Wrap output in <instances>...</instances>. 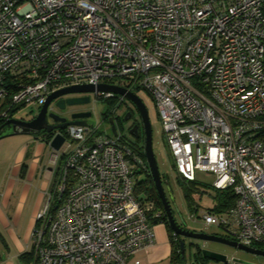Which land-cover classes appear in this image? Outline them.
<instances>
[{"label": "built area", "instance_id": "built-area-1", "mask_svg": "<svg viewBox=\"0 0 264 264\" xmlns=\"http://www.w3.org/2000/svg\"><path fill=\"white\" fill-rule=\"evenodd\" d=\"M100 83L150 94L178 175L204 172L233 191L203 222L264 249V0H0V130L17 105ZM92 94L116 102L110 126L126 98ZM100 126L86 119L48 140L53 189L36 214L33 264H141L136 253L154 244V205L132 179L148 165Z\"/></svg>", "mask_w": 264, "mask_h": 264}, {"label": "rangeland", "instance_id": "rangeland-1", "mask_svg": "<svg viewBox=\"0 0 264 264\" xmlns=\"http://www.w3.org/2000/svg\"><path fill=\"white\" fill-rule=\"evenodd\" d=\"M85 94H72V96H82ZM90 95V102L81 105H71L67 106L65 109H60L56 106L54 102H51L48 106V112H57L62 116L69 117L71 112L76 111L78 109H88L91 112V116L87 118L88 123L98 124L100 123L101 126L99 127V131H104L108 135L112 136L113 133L111 131L110 126L107 122L103 121V112L107 111L108 109H112L116 102L109 103L106 100H95L94 95L92 93ZM139 97L142 99L143 103L145 104L150 123L152 128V148L154 155L156 157L158 167L161 173V176L168 182L170 189L172 191L173 201L172 207L177 220L182 219L186 222V226L190 230L194 231H202L206 233H216L220 235H226L225 231L216 225H207L202 220V215L205 210L213 207V198L212 195L215 193L214 188L212 187L213 176L208 175L204 172L196 171L195 178L197 182V187L191 192V201L195 203L197 209L192 210L187 202V199L184 195V183L185 181L178 175L171 156L168 153L166 143L164 140V134L162 131L161 120L158 116L157 109L153 102L152 97L149 93L140 91L138 92ZM70 96V95H69ZM117 101V100H116ZM13 115L16 118H24L26 120L31 119L37 113L39 108L33 107L31 105H24L19 106L17 105ZM129 109H133L132 103L124 99L121 105L117 108L116 113L117 115H122L124 111ZM137 117V114H135ZM132 119L126 122H123L122 127H118V131L124 137V140L132 144L136 140L133 138L129 132L127 131L129 124L131 123ZM13 127L9 124H5L4 127L0 130V191L5 185L7 178L11 175V169L16 160V154L18 150L26 146L28 147V155L31 153V150L38 145V136L36 134H12ZM133 145V144H132ZM50 150L47 148L45 149L42 157L41 167L48 166V156ZM28 157L25 159V161ZM146 162V159H144ZM147 163V162H146ZM146 178V174L144 172L136 173L132 176L133 182H141ZM41 179L36 177L33 181V188L30 191L28 196L24 215L28 212L31 205L33 204V198L35 195V186ZM143 196V195H142ZM170 197V196H169ZM23 215V216H24ZM193 242V244L190 243ZM184 239L185 247H184V256H186L185 261L188 264L190 263V256L195 251L196 245L200 248H206L213 251H219L227 255L228 260L230 262L232 259L239 260L243 263L247 264H264V256H257L243 250L235 249L225 244L217 243L214 241H205V240H190ZM194 243L196 245H194ZM32 247V243L26 247V250L30 252ZM34 260L31 258L28 260V263H24L21 261V264H33ZM156 264H171L170 258L165 256L162 260H158ZM221 264V263H218Z\"/></svg>", "mask_w": 264, "mask_h": 264}, {"label": "water", "instance_id": "water-1", "mask_svg": "<svg viewBox=\"0 0 264 264\" xmlns=\"http://www.w3.org/2000/svg\"><path fill=\"white\" fill-rule=\"evenodd\" d=\"M95 90L97 91H108L113 92L118 95L124 96L127 100L131 101L136 108L138 109L145 126L146 132V140L144 146V155L148 165L149 174L152 178L154 187L158 193V196L161 200V203L164 208L165 217L167 219L169 227L172 229L174 235L183 236L185 238H190L194 240H205V241H214L217 243L225 244L235 249L243 250L245 252L257 255V256H264V249L255 248L253 246H248L236 240L230 239L225 235H219L216 233H206L202 231H194L188 228H182L176 221L172 209L169 203V199L167 198L166 191L170 196V200L173 201L172 191L168 182L162 178L156 157L153 152L152 148V128L151 123L148 115L147 108L143 103L142 99L134 92L128 91L120 86L112 85V84H105L100 83L96 87L92 84H74L69 86H64L55 91L51 92L45 102L40 107L38 113L31 118L30 120H22V119H9L5 122V124H9L13 127L12 134H35L39 131L44 130L47 133L53 132L56 129H61L70 124H85L86 119L91 116L90 111H80V112H73L70 114L69 119L66 117H61L56 115L53 112H47L49 104L62 96L72 95V94H85L82 96H70L67 98H59L56 102V106L60 109H64L66 106L71 105H81L86 104L89 102L90 98L88 96L89 93H93ZM47 117L52 118L54 121H59L57 124H50L47 121ZM128 115L124 119H127ZM109 123L111 126V131L114 135L117 134L116 125L114 123L113 118H109ZM2 136H0L1 138ZM63 142V136L60 134L55 135L52 140L50 141V147L54 150H57L61 143ZM181 221V220H180ZM184 224L186 223L183 219L182 221ZM181 255L184 256V245L185 242L183 239L179 241ZM202 254L216 262H221L224 264L228 263L227 255L222 252L213 251L206 248H201ZM235 264H247L243 263L239 260L232 259ZM195 264V263H193Z\"/></svg>", "mask_w": 264, "mask_h": 264}, {"label": "crops", "instance_id": "crops-1", "mask_svg": "<svg viewBox=\"0 0 264 264\" xmlns=\"http://www.w3.org/2000/svg\"><path fill=\"white\" fill-rule=\"evenodd\" d=\"M38 142L29 155L26 146L18 150L11 175L0 191V264H21L19 255L27 251L26 247L32 243L36 214L42 208L50 187L52 180L50 164L41 167L43 153L49 148L39 137ZM23 163L24 174L21 176ZM36 177L41 180L35 186L33 204L24 215L26 202ZM153 229L154 244L148 250L136 253L135 257L141 264H156L158 260L170 256L172 243L167 226L163 222H158L153 224Z\"/></svg>", "mask_w": 264, "mask_h": 264}, {"label": "trees", "instance_id": "trees-1", "mask_svg": "<svg viewBox=\"0 0 264 264\" xmlns=\"http://www.w3.org/2000/svg\"><path fill=\"white\" fill-rule=\"evenodd\" d=\"M106 101L109 103L114 102L113 99H107ZM4 106H5L4 104L1 105L0 110L3 109ZM13 111H11V113H13ZM108 113H109L108 110L103 112L104 117H106L108 115ZM2 125L4 127V124L1 123V126ZM35 134H36V137L38 136L42 141H44L45 145H47L48 140L53 135V132L45 133V131L42 130V131H39L38 133H35ZM132 144L135 145L140 150L141 156L143 157V159H145L143 146H140L137 141H135ZM24 167H25V164L23 163L21 165V172H20L21 176L24 174ZM145 174H146V178L141 182H136V184H135L136 193L139 194V196L142 200H149L153 203V205H154L153 211L154 212H160V216H158V217H152L153 211H150L148 213V217H149L151 223L155 224L158 222H163V223H165V225L168 228V231H169L170 237H171V243H172V249H171V253L169 256L171 264H187L185 261L186 256L181 255L179 242L175 238L176 235L174 236L172 234V229L168 225L167 219L165 217L163 205H162L161 200L158 196V193L154 187L152 178H151L148 171H146ZM184 181H185V183H184L185 184L184 185V195L187 199V202H188L190 208L192 210H196L197 207H196L195 203H192V201H191V192L194 189H196L197 182H195V180H192V181L184 180ZM52 189H53V184L50 187V192H52ZM214 190H215V193L212 195L214 203H213V207L209 208L210 210H212L214 212H223L227 208L231 207L234 204L235 196H234L231 188H226V189H222V190L214 189ZM19 258L21 259L22 262L24 261V263H28V260L33 258V247H31L30 252H28V251L22 252L19 255ZM190 260L191 261H190V263L188 262V264H193V263H195V264H216V261L211 260L202 254L200 247H197V249L195 251H193V253L190 256Z\"/></svg>", "mask_w": 264, "mask_h": 264}, {"label": "flooded vegetation", "instance_id": "flooded-vegetation-1", "mask_svg": "<svg viewBox=\"0 0 264 264\" xmlns=\"http://www.w3.org/2000/svg\"><path fill=\"white\" fill-rule=\"evenodd\" d=\"M70 96H72V95H70ZM69 95H67V96H62V97H59V98H67V97H70ZM89 96V95H88ZM59 98H57V99H55V100H53L52 102H54L55 104H56V102H57V100L59 99ZM89 98H90V96H89ZM124 101V100H123ZM89 102H90V100H89ZM88 102V103H89ZM131 102V101H130ZM132 103V102H131ZM121 105V104H120ZM132 105H133V109H129V110H127V111H124L123 112V114L122 115H117V113H115L114 114V116H113V120H114V122H115V125H116V129H118V127L120 128V126L122 127V124H123V122H126V121H129V120H131L132 119V121H131V123L129 124V127H128V129H127V131L129 132V134L133 137V138H135V140L139 143V145L140 146H143V150H144V146H145V140H146V132H145V126H144V122H143V119H142V117H141V115H140V113H139V111H138V109L136 108V106L132 103ZM65 108H67V106L65 107ZM64 108V109H65ZM63 110V109H62ZM80 111H89L88 109H86V108H84V109H78V110H76V111H73V112H80ZM48 112V111H47ZM73 112H71V113H73ZM49 113V112H48ZM53 113H55L56 115H58V116H61V117H65V116H62L61 114H59V113H57V112H54L53 111ZM135 114H137V117H136V115ZM126 115H128V118L127 119H124L125 117H126ZM67 119H69V117H66ZM47 121H48V123H50V124H57V123H59V121H54L52 118H50V117H47ZM65 127H62L61 129H64ZM121 129V128H120ZM165 181V180H164ZM166 195H167V198L169 199V203H170V206H171V209H172V213H173V215H174V217H175V214H174V211H173V207H172V203H171V200H170V197H169V195H168V193H167V191H166ZM175 219H176V217H175ZM176 221H177V223L182 227V228H187V226H186V223L184 224L183 222H181V221H179V220H177L176 219ZM220 235V234H219ZM175 236V235H174ZM175 238L179 241L180 239H189V241L191 240L190 238H185V237H183V236H178V235H176L175 236ZM192 240H194V239H192ZM190 243L191 244H193V242H191L190 241ZM194 245H196L195 243H194ZM197 245H196V248H195V250L197 249ZM255 248H259V247H257V246H255ZM219 252V251H218ZM228 258V257H227ZM218 263H221V262H216V264H218ZM221 264H224V263H221ZM227 264H235L234 263V261H231L230 262V260L228 261V263Z\"/></svg>", "mask_w": 264, "mask_h": 264}]
</instances>
